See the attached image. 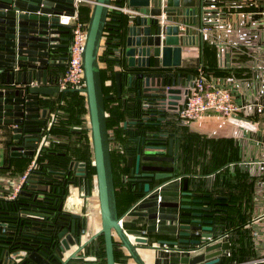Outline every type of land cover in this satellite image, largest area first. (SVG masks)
<instances>
[{
  "label": "water",
  "instance_id": "95a60500",
  "mask_svg": "<svg viewBox=\"0 0 264 264\" xmlns=\"http://www.w3.org/2000/svg\"><path fill=\"white\" fill-rule=\"evenodd\" d=\"M73 3L0 0V122L13 124L10 156H32L41 140L19 190L13 197L0 195V264H99L100 234L105 264H117L115 249L124 264L129 258L136 264H219L222 251L231 246L224 230L227 202L221 201L227 196L217 193L216 184L190 177L174 145V113L193 77L188 70L180 71L182 50L202 42L199 28L206 22L208 1L116 4L130 12H124L122 32L108 33L113 36V66L120 68L114 70L116 93L110 94L103 92L99 63L112 0H92L81 53L83 86L59 87L58 74L49 70L66 63L69 35L59 15L71 11ZM125 81L137 89L143 114L123 121L125 127L137 126L125 149L129 169L124 178L134 199L118 212L104 100L120 97ZM64 91L81 92L86 98L100 219L90 234L89 216L66 207L71 186L84 190L82 197L90 194L85 162L70 160L66 170H46L36 161L55 120L53 112L47 124L50 100L43 96ZM150 232L170 237L150 243ZM153 249L159 250V263L145 259Z\"/></svg>",
  "mask_w": 264,
  "mask_h": 264
},
{
  "label": "crops",
  "instance_id": "0c3cea01",
  "mask_svg": "<svg viewBox=\"0 0 264 264\" xmlns=\"http://www.w3.org/2000/svg\"><path fill=\"white\" fill-rule=\"evenodd\" d=\"M214 1L216 7L206 6L209 10L206 13L207 29L203 34L204 46L200 42L183 46L181 66L185 70L200 66L212 84L227 88L234 101L241 106L235 114L238 121L209 111L189 124L180 122L177 132L184 136V159L188 162L189 176L216 184L217 193L227 196V199L221 200L227 202L228 209V224L224 230L229 231L234 244L241 247H247L248 238L252 241L255 256L229 264H264V0ZM91 4V1L83 0L79 9L82 7L84 11ZM99 64L100 68L108 71L106 61L101 60ZM64 68L65 64H61L50 66L49 70L59 75ZM113 69L120 68L115 66ZM106 81L108 83L110 79ZM123 87L125 89V85ZM43 97L49 99L52 106L57 101V95ZM52 106H48L50 116L47 124L52 117ZM83 118V123L77 124L75 117L70 116L67 123L69 130L60 137L49 135L45 145L54 139L57 143L52 142V146L63 147L65 151H58L64 153L68 160L85 162L92 159L88 112ZM126 119L130 118H123L117 131H109L115 146L131 142V135L125 134L123 126ZM12 127L11 123L0 122V189L5 191L3 193L11 188L10 182H18L20 176L28 171L41 143L40 140L32 156H10ZM83 129L86 131L79 133ZM123 158L116 187L120 210L134 199L129 183L122 180L124 172L121 169L126 165L125 156ZM92 178L88 196L82 197L85 191L71 186L66 203L68 209L89 216V234L99 227V208ZM127 192L131 194L129 200L125 197ZM254 230L257 231L255 237ZM148 235L150 243L155 244L158 237H170L158 232ZM230 241L232 244L233 240ZM152 252V256L145 259L159 263V250L153 249ZM228 252L223 250L222 255ZM102 260L100 256L99 264ZM127 264L136 263L129 258Z\"/></svg>",
  "mask_w": 264,
  "mask_h": 264
},
{
  "label": "trees",
  "instance_id": "16d2710c",
  "mask_svg": "<svg viewBox=\"0 0 264 264\" xmlns=\"http://www.w3.org/2000/svg\"><path fill=\"white\" fill-rule=\"evenodd\" d=\"M115 4H123L124 0H112ZM92 5V4H91ZM91 6H87L86 10H82V7L79 9L80 17L81 19L87 23L88 17L90 14ZM109 23L105 25V35L109 32H118L124 29L127 24V14L115 9L110 8L108 11V17H107ZM113 36H107L105 39V44L102 45L101 49V59L106 61L108 71H106L103 68L101 69V78L103 83V92L105 94L110 93H116V85L114 80V66L115 59L111 58V43H112ZM203 46L205 44V41L202 40L200 42ZM188 71L194 73L196 70V67H190L187 69ZM110 79L108 83L105 82V80ZM136 88L130 87L127 85V82L125 81V89L123 87L122 94L120 97H114V98H106L104 100L105 103V109L107 112L106 120H107V127L110 131L113 129L114 131H117L119 128V122L123 118H135L139 119L141 118L143 114L142 105H141V97L137 95ZM116 101V103H115ZM48 106L51 107L52 103L51 101L48 103ZM52 110L55 113V120L51 127L49 128V135L60 137L61 134H63L66 130H69L67 127L68 118L70 116L75 117V121L77 124L83 123V115L87 112V105H86V98L83 93H79L77 91H64L57 95V101L52 106ZM121 127V126H120ZM133 127H125V134L126 135H132V129ZM86 130H80L79 133H84ZM129 135V136H130ZM183 134L180 133L179 136V145L183 146ZM182 139V140H181ZM52 142L56 144L57 142L52 139L47 145H44L36 158L37 166L42 169H49V168H58V169H67V163L70 161L68 158L63 155L64 153L59 152L58 150H63V147L61 146H52ZM56 142V143H55ZM109 142H110V151H111V161H112V174H113V181H114V193L116 197V205L118 212L123 211L124 209L119 208L118 206V198H117V191L116 187L119 184V173H120V162L123 161L124 155L120 153L119 147L116 145H113L111 142V137L109 133ZM59 144V143H58ZM60 145V144H59ZM125 149L127 150V142L125 143ZM183 149V148H182ZM123 155V157H121ZM93 158L88 159L85 161L86 170H87V177L90 179L92 178L95 169L93 165ZM125 162H126V155H125ZM124 166V165H123ZM122 166V173H128L126 171L127 166ZM126 182V181H125ZM84 183V179H83ZM128 184V183H127ZM125 197L129 200L131 197L130 192H127ZM130 204V203H129ZM129 204L125 207V209L129 206ZM232 222V221H231ZM230 224V223H229ZM229 236L231 240H233L228 254L222 255L220 259L219 264H229L237 261H244L246 259H249L250 257L255 256V251L253 249L252 241L250 238L247 240V247H241L240 245L234 244V239H232V235ZM104 240L102 234H100L97 237L96 245L98 247V253L102 257V264H105V258H104V246H103ZM115 258L117 262H120L121 264H124L121 259V253L118 249H115Z\"/></svg>",
  "mask_w": 264,
  "mask_h": 264
},
{
  "label": "built area",
  "instance_id": "2783aa9c",
  "mask_svg": "<svg viewBox=\"0 0 264 264\" xmlns=\"http://www.w3.org/2000/svg\"><path fill=\"white\" fill-rule=\"evenodd\" d=\"M81 1L83 0H74V3L72 4L73 9L71 11H65L59 15V22L64 28L68 29L69 35L65 68L55 80V84L59 87H82L84 84L81 53L87 23L80 17L79 3ZM89 1L92 2V0ZM206 6L216 7L217 3L216 1L211 0L208 1V4L204 5V7ZM110 8H115L123 12H130V9L125 5L111 4ZM164 15V11H162V14L160 15V21L162 24L164 23ZM207 18L208 16L204 18L206 22H204L202 27L199 28L203 34L207 29L205 24L207 23ZM182 27L183 26H181V28ZM186 88L187 91L182 95L177 107L178 117L183 123L189 124L202 114L209 111L220 113L227 119L238 121L235 114L241 106L234 101L231 92L227 88L212 84L207 79L200 66L196 67V71L193 73V77L187 84ZM27 174L28 171L22 174L18 182H10L11 188L8 189V192L3 193L5 191L0 189V195L4 197H13L21 187ZM93 189L96 191L95 186H93ZM253 235L254 237L257 236V231L254 230Z\"/></svg>",
  "mask_w": 264,
  "mask_h": 264
},
{
  "label": "flooded vegetation",
  "instance_id": "af4514ba",
  "mask_svg": "<svg viewBox=\"0 0 264 264\" xmlns=\"http://www.w3.org/2000/svg\"><path fill=\"white\" fill-rule=\"evenodd\" d=\"M177 71H179V69ZM180 71L183 74L187 73V70H185V69H181ZM141 102H142V100H141ZM174 118H175V122H176V129H175L176 134L174 136V145H175V147L177 149V150L175 149V152H176V154L178 153L181 156L182 163L186 167L185 169L188 171V168H189L188 162H187V160L185 161V159H184V157L186 158V155L184 154V150L182 149L183 146L179 145V136H180V134L177 132V124H179L182 121L178 117V114L177 113H174ZM132 127H133L132 129L135 131V127H137V126L136 125H132ZM174 128L175 127H171L170 130H174ZM134 131H132V135L129 138V142L132 140L131 138H134L135 137V132ZM118 147H119L120 153H122L125 156V142L124 143H119L118 144ZM124 175H125V173L122 175V180L123 181H125ZM76 180L79 181L80 180L79 177H77Z\"/></svg>",
  "mask_w": 264,
  "mask_h": 264
},
{
  "label": "rangeland",
  "instance_id": "374dc122",
  "mask_svg": "<svg viewBox=\"0 0 264 264\" xmlns=\"http://www.w3.org/2000/svg\"><path fill=\"white\" fill-rule=\"evenodd\" d=\"M92 3V2H91ZM105 82L107 83V81L105 80ZM112 144H113V142H112ZM114 145V144H113Z\"/></svg>",
  "mask_w": 264,
  "mask_h": 264
},
{
  "label": "bare ground",
  "instance_id": "6f19581e",
  "mask_svg": "<svg viewBox=\"0 0 264 264\" xmlns=\"http://www.w3.org/2000/svg\"><path fill=\"white\" fill-rule=\"evenodd\" d=\"M99 222H100V219H99ZM99 222H98V223H99ZM99 224H100V223H99Z\"/></svg>",
  "mask_w": 264,
  "mask_h": 264
}]
</instances>
